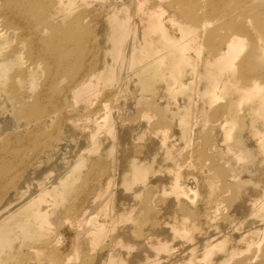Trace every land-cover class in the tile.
<instances>
[{"label":"rangeland","instance_id":"1","mask_svg":"<svg viewBox=\"0 0 264 264\" xmlns=\"http://www.w3.org/2000/svg\"><path fill=\"white\" fill-rule=\"evenodd\" d=\"M93 1L99 3L100 0H78L74 5L75 9H72L73 12L67 13L69 20L79 14L85 3ZM134 1L129 0V3L133 4ZM195 1L200 7L192 14L186 15L188 19L196 20L192 25L196 27L187 38L190 47L193 46L195 50L189 64L185 66L186 72L182 78L184 84L181 88L165 90L163 87L166 83L163 80H155L149 82V87L140 89L134 81L120 83L113 73L105 71L107 79L104 78L96 85L90 110L97 112L99 120L106 114L110 116L107 123L100 124L102 128H107L109 124L117 126L121 140L124 141L117 149L120 162L130 155V147H148L146 143L150 137L147 134L142 132L144 135L141 139L129 144L125 132H131L133 127L140 126L141 115L149 116L146 130L150 134L158 131L159 139L163 143L156 144V152L147 154L146 167L150 171L142 172L145 182L140 186L138 200L152 196L160 203L173 196L179 188L184 190L187 197L184 195L183 198L182 194L179 196L183 202L178 203L172 197L169 208L173 210L172 214L184 221L183 227L187 231L183 235L190 240H187L188 249L194 247L199 238L212 241L206 254L196 256V264H244L247 259H250L248 262L251 264L253 259L256 264H263L264 227L258 225L256 216L264 210V200L257 201L255 196L264 190V0ZM135 4V15L146 13V3ZM88 7V21L100 17L101 12L96 11V5L90 4L86 6ZM4 20L5 17L0 22V29H7L6 36L12 40L9 44L0 46V54L5 59L0 73L5 72L6 77L3 83L0 82L4 97L0 95V102L7 99L11 105L0 104V163L15 167L27 159L37 167L50 165L61 171L78 155L74 139L76 130L73 131L64 125L58 130L55 126L57 122L54 121L41 131L36 127V122L26 126L25 122L21 121L28 114L33 119L38 111L33 108L18 110L13 104L18 102L19 95L24 92L32 97L40 94V84L44 83L47 75L41 74L40 68L36 69L38 75L35 87L33 90H27L28 82L32 81V78L28 72H24L25 53L19 55L18 52L25 45L15 35L19 30L5 25ZM203 20L206 21V26L202 23ZM87 23L78 24L74 28L75 38L91 35L94 27L91 24L89 27ZM49 35L50 32L47 36ZM233 35L237 39L233 44L237 47L232 49L229 57L220 60L208 59L217 54ZM3 38L4 36H0V42L4 41ZM100 38L97 40L100 41ZM22 49L27 53V48ZM6 51L9 53L4 54ZM228 59L230 67L225 61ZM212 76L219 81L215 92H212L213 88L210 91L208 86ZM11 87L17 90L12 94L5 93ZM83 100H86V97L77 101L71 98L64 100L65 112L67 116L77 118L76 124L83 121L84 109L78 104ZM26 102H29V99H26ZM42 110L45 112L43 106L39 111ZM30 111L35 115L32 116ZM252 125L255 126L251 128ZM56 129L59 133L50 134ZM43 147L44 151L37 156L35 151ZM162 147H168L166 156L161 150ZM148 148L151 150L152 147ZM92 155L93 159L89 160L87 168H81V172H75L62 184L63 200L55 206L57 213L50 223L38 227V217L32 214L30 220L9 237L15 227V218L24 215L25 208L21 204H13L12 207L3 209V222L0 224V264H95L97 252L104 250L109 251L104 257L105 262L112 263L113 256L119 253V248L114 244L113 232L116 230H102L97 235L80 238L74 224L75 216L86 203L90 191L100 187L102 191L109 193L112 189L111 184L108 185V178H119L120 172H112V164H117V158L113 159V152L108 144L104 143ZM95 164L101 165L98 167L102 172H95ZM152 169L160 172H152ZM4 171L0 172V197L10 193L12 196L15 190L20 188L22 179L28 176V172H14L11 168V172ZM39 173L31 172V177L28 178L34 179ZM113 190L111 194L115 197V209L106 206V212L119 210L123 205L117 187ZM112 222L108 224L109 227L115 226L118 230V222ZM132 222L128 226L129 234L138 239L150 228L156 227L146 218L137 217ZM11 226L12 230L3 240L4 232ZM247 235L251 236H248L251 243L249 238L246 237L245 240ZM247 240L248 243H245ZM238 247L241 248L237 249ZM255 257H258V261H255Z\"/></svg>","mask_w":264,"mask_h":264},{"label":"bare ground","instance_id":"2","mask_svg":"<svg viewBox=\"0 0 264 264\" xmlns=\"http://www.w3.org/2000/svg\"><path fill=\"white\" fill-rule=\"evenodd\" d=\"M77 1L0 0V22L5 17V25L18 29L19 33L15 35L24 43L25 47L22 48H27L26 51L28 50L27 53L22 48L18 51L19 55L25 53L26 60L23 62V65L26 71L24 70V72L25 74L28 72L32 78V81L28 82L29 87H27V90H33L35 87L38 75L36 69L40 68V73L47 75L44 83L42 82L40 84V94L37 93L32 97L27 96L24 92L19 95L18 102L13 104L18 110L26 111L33 108L38 111L33 119L28 114L21 121L25 122L24 124L26 126H30V124L36 122V127L41 131L54 121L57 122L55 126H57L56 128L58 130L63 125L73 131L76 130L74 139L78 148V155L61 171L56 170V168L50 165L49 167L42 165L37 167L34 162L27 159L22 164L19 162L20 166L16 164L15 167L4 162L0 163V172H5L4 170L11 172L10 168L14 172H28V176L31 172H40L34 179H30L28 176L22 179L20 188H17L12 196H10V193L9 195L0 197V224L3 222V209L10 208L13 204H21L25 208V214L15 218V227L13 228L11 226L6 229L3 234V240L7 238V234L10 233L12 228L13 230L9 237L20 229L27 220H30L32 214L38 217L36 226L39 227L40 225L50 223L57 213L55 206L63 200L64 190H62V187L64 186L62 184L66 183L75 172H81V168L88 166L89 160L91 161L93 159L91 158L93 157L92 154H95L106 143L113 152V159L117 158V164H112L114 168L112 172L114 170L120 172L118 179L108 178V185L111 184L112 190L117 187L119 190L118 196L123 200V205L121 208H118L119 210L106 212V206L115 209L113 207L115 197L111 194L112 190L107 193L102 191L100 187L93 188L84 206L80 210L78 209L79 211L77 210L78 213L74 219L75 229L78 230L77 236L80 238L90 237L97 235L102 230H116V232H113L114 244L119 248V253L113 256L114 258L111 264H196L194 260L196 256L206 254L207 249L212 245V241L207 238H199L195 241L196 245L188 249L187 245L189 244L187 240H190L183 235L187 231L183 227L184 221L182 222L181 218L172 214L173 210L169 208L172 197L178 203L183 202L179 196L181 197L183 195L182 197L184 198L185 195L187 197L184 190L179 188L174 194L170 192L173 196L170 195V198L160 203L155 201L152 196L149 199L146 197L144 200H138L140 198V186L145 182L142 172L149 170L146 167L147 154L156 152V144L159 142L163 143L159 139L160 134L158 131L151 132L150 134L146 130L148 128L147 117L149 116L141 115L142 120L140 121V126L137 128L133 127L131 132H123L126 133L125 138L129 144L141 139L143 137L142 135H144L142 132L147 134L150 138L146 144L148 147H152L151 150L145 146L139 148L133 146L132 149L128 145L130 147V155H127L126 159L120 162V158L117 157V149L121 142L124 141L121 140L122 136L118 133L117 126L115 124H109L107 128H102L100 124L102 122L107 123L110 116L106 114L104 118L99 120L96 115L97 112L91 111L90 108L93 105L91 103V97L96 93V85L103 81L104 78L107 79V73L105 71L113 73L117 80L121 81L120 83L134 81V84L140 89L149 87V82L155 80H163L166 83L163 87L165 90H171L172 88L180 89L184 84L182 78L186 72L185 66L189 64L191 55L195 50L193 46L190 47L187 38L191 30L196 27L192 26L196 20L188 19L186 15L192 14L200 6L195 0H166V2H162V0H135L133 4L129 3V0L126 3L122 0H109L108 2L100 0L99 3H95V1L85 3L79 14L69 20L70 17L67 13L75 9L74 5ZM136 2H143L148 5L145 14L135 15ZM90 4L96 5L98 7V9L95 7L96 11L99 10L101 12L100 17L92 21H88L90 12L86 10L89 9L86 6ZM127 8L133 10H128ZM86 22H88L87 25L89 27V24L94 27L91 35L85 38H75L74 28L78 24L85 25ZM205 22L204 20L202 21L206 26ZM48 32H50L49 36H47ZM6 33L7 29H0V36H4L2 39L4 41L0 42V46L9 44L10 40H12L6 36ZM99 37H101L100 41L97 40ZM235 39L236 36L228 39L220 51L208 59L214 60L218 58L220 60L229 57L232 54V49L237 47L233 44L234 41L236 43L237 39ZM235 52L239 54V52ZM8 53L9 51L4 52V54ZM235 54H233L234 57ZM225 61L228 62L225 63L229 64V59ZM3 62H5V59L0 54V68ZM181 67H183L182 70ZM179 69L180 71H178ZM214 75L217 76L218 74ZM5 79V72L0 73V82L3 83ZM218 84L219 81L217 78L212 76L210 78V84L208 85L210 86V91L213 88L212 92H215V87ZM254 86L256 87L257 85ZM16 90L15 87H11L5 93L9 92L12 94ZM55 93H57L56 96L53 95ZM2 94L3 91L0 89V95ZM83 97H86V100L78 103L84 109L83 121L81 120V122L79 121L80 123L77 122L76 124L75 121L77 118L67 116L64 100L71 98L77 101ZM26 99H29V102H26ZM7 102L8 100L6 99L1 101L0 104L5 103L6 106L11 105L9 103L10 101ZM42 106L45 108V112L43 110L40 112ZM146 114L149 115V113ZM34 115L32 113V116ZM254 126L252 125L251 128ZM57 129L50 132V134L55 135L59 133ZM164 142L166 143L167 141ZM47 144H45V147ZM45 147L39 148L38 150L31 148V150H36L35 153L37 155L41 151H44ZM168 147L161 148L165 152V156ZM152 161L155 162V160ZM98 166L101 165L95 164V172H102ZM151 171L160 172L159 170L153 169ZM255 199L257 201H260V199L264 200V190L255 196ZM137 217L146 218L156 226L150 228L139 239L133 237L131 233L129 234L128 230V226ZM249 218L248 220H250ZM256 218L258 225L263 228L264 210ZM110 221H113L112 224L118 222L119 229L117 230L115 226H111L110 228L108 225ZM250 235L245 236V240ZM253 236L255 235L253 234ZM242 241L244 242V238ZM249 242L251 243V238H249ZM245 243H248V240ZM245 243H243V246ZM231 246L232 243L230 244ZM239 248L241 247L237 249ZM108 252V250L97 252L94 258L96 259L95 264H109V262H105L106 259L104 258ZM257 258L255 261H258ZM248 261L250 259H247V263H245L248 264Z\"/></svg>","mask_w":264,"mask_h":264}]
</instances>
